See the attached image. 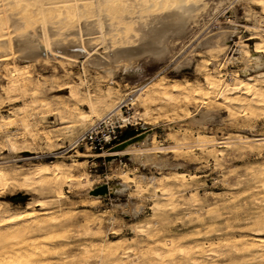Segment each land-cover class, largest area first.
<instances>
[{"label":"rangeland","instance_id":"rangeland-1","mask_svg":"<svg viewBox=\"0 0 264 264\" xmlns=\"http://www.w3.org/2000/svg\"><path fill=\"white\" fill-rule=\"evenodd\" d=\"M13 1L0 0L4 31L10 28L4 19ZM201 1L207 2L206 13L200 12L188 33L175 41L166 60L139 58L128 69H117L113 78L83 58L77 64L50 59L26 65L11 54L5 61L0 69V170L8 177L0 179V209L6 211H0V264H264V66L244 73L242 60L255 46L264 55V9L253 0ZM74 3L45 0L44 7L52 12L57 5L65 9ZM77 4L90 5L94 18L99 16L98 0ZM218 31L221 53L202 45ZM94 42L101 51L107 48L101 35ZM179 63L184 64L177 68ZM208 75L219 81L215 90L207 84ZM250 75L261 83L257 88L263 96L253 99V90H230L238 85L237 77ZM161 76L169 89L190 82L193 95L151 90ZM223 87L228 92L222 99ZM113 107L114 122L124 124V133L144 124L153 129L149 145L155 151L144 150L155 152L150 158L142 157L135 144L133 157L120 154L109 162L95 153L114 145L95 150L79 142ZM199 108L215 117L204 125L184 119ZM9 137L17 139L14 147ZM160 158L171 165L157 166ZM45 163H62L65 169L63 182H53L57 189L51 186L56 192L29 180ZM15 173L20 175L12 178ZM108 181H125L127 187L99 198L88 194ZM133 209L137 213L128 215Z\"/></svg>","mask_w":264,"mask_h":264},{"label":"bare ground","instance_id":"bare-ground-1","mask_svg":"<svg viewBox=\"0 0 264 264\" xmlns=\"http://www.w3.org/2000/svg\"><path fill=\"white\" fill-rule=\"evenodd\" d=\"M64 1H74L75 3L72 5H64L65 9H63L62 6L57 5L53 8L52 12H48L47 8L44 7L45 0H14L13 1L12 9L9 13L6 14V18L4 19V22L6 21L10 27L9 30L4 31V27L0 23V69L3 67L5 61L8 60V58H9V56H11V54L15 55V57L21 61H27L26 65H28V63L33 61V60H40L42 63L47 64V62L50 59H58L59 61L64 62V63L77 64L80 61V59L83 58V62L86 65L93 67L95 69H100L103 72L108 73L110 78H113L117 69L120 68V69L126 70V69L130 68L131 66H134L133 64L139 58H148L149 57L150 59H152V58L155 59L156 62L166 60L168 58V56L174 50L175 41L178 38H180V37H182L188 33V31L192 28V24H193V22H195L196 17L200 15V12L206 13L205 8L207 5V2L201 1V0H98L99 4H100V13H99V16L94 18V16H93L94 13L92 14V9L88 7L90 5H88L87 7H83L82 5L77 4V2L79 0H64ZM253 1L264 9V0H253ZM81 6L83 7L82 9H80ZM32 8H34V10H32ZM97 34H99V35H97ZM100 35L107 42V48L103 51L99 50V48L96 47L97 43L94 42ZM134 36H136V38L138 37L137 40L134 42L130 41L129 38H132ZM220 37H221L220 31L209 34L205 38L202 45L204 46V48H208L209 50L217 49L221 53L225 49H224V46L218 44ZM257 45H259V43ZM255 47L256 48H254V51L252 53H249L244 58H242L243 63H244V68H243L244 73H247V71L250 68L253 69V68H259V67L264 66V55L261 53V50H259L260 46H255ZM261 47L263 48V46H261ZM234 59H236V58H234ZM183 64L184 63H179V64H177L176 67L178 68V67L182 66ZM25 71H23V73H25ZM262 72H263V70H262ZM210 73H212V72H210ZM255 73H252V74H255ZM16 74H17V69H15L12 72L11 76L13 77ZM239 75H241V74H239ZM251 75H250V77L247 76L246 78L240 77V76L237 77V78H239L238 85L235 87L232 85L233 88L230 86V90L231 91H233V90L238 91L241 88H244L246 91L253 90V93L251 91L252 95L253 96L255 95L254 97L252 96L253 99L256 96H258V97L263 96V92L257 88L258 85H260L261 83L257 85L256 82L251 77ZM261 75H263V73L258 74V76H261ZM235 76H236V74H235ZM241 76H244V75H241ZM24 77H26V76H23V78ZM159 79L160 80L155 82V84L151 87L152 88L151 90L155 91L156 93L157 92H159V93L161 92V94L167 93V95H168V93H177V94H184L186 96H190L192 93H194L193 87L191 86V84H189L190 82L185 84V85H182L180 83H175L169 89L166 85L167 79L164 76H161ZM263 79H264V77L261 80L263 81ZM206 80H207V84H208L209 88L210 89L212 88L215 90V88L217 87V84H218V83L216 84V82L218 80L216 79L217 81L215 82L213 80V78L209 75L207 76ZM16 83L19 84L18 82H16ZM24 84H25V82H24ZM39 84H40V82H39ZM21 85H22V83H21ZM39 86H41V85H39ZM218 87H219V85H218ZM194 88H195V86H194ZM205 88H208L207 85ZM223 88H225V90L224 89L220 90V94L222 96V99H223V97L227 98L226 92H228V90L226 89L227 87H223ZM205 90H207V89H205ZM71 93H73V92L71 91ZM199 93H197V94H199ZM202 93H204V90ZM218 93H219V91H218ZM247 93H249V92H247ZM197 96H199V95H197ZM231 97H233V96H231ZM225 100L226 99H224V101ZM238 101H239V99H238ZM238 101H236V102H238ZM258 101H261V100H258ZM227 102L228 101L226 100V103ZM234 102H235V100H234ZM261 103H262V101H261ZM48 105L49 104L47 102L43 104V106H45V107ZM115 109H117V107H113L108 112L112 113ZM214 117H215V114H213L211 111H209L207 109L199 108L195 113L189 114L184 119L191 121V122H194V123H197V124H200V125H204V124L209 123ZM82 118H85V116ZM23 120L25 122L24 118H23ZM124 120H125V118H124ZM25 126H26V124H25ZM28 126H29V124H28ZM152 133H153V129L150 126L144 124L143 126L137 127V128L130 131L129 136H127V138L125 140V141H128V143L122 149L114 150V149L109 148V149L104 150L103 152L95 153V155L108 156L109 162H111L113 159H115L117 157V155H120V154H124V155H128L130 157H133L134 155L130 152V150L132 149L133 145L138 144L141 146V149L143 150L141 152V156L144 158H150L152 156V153H155V152H144V150L152 148L155 151L156 147L149 145V143H150L149 139L152 138V140H153V134ZM7 140L10 141L9 142L10 145L12 147H14L15 140H17V139L13 140V138L9 137V138H6V141ZM81 155L85 156L87 154L84 152H81ZM59 164L56 163L53 165V164H49V163L46 164L45 163L42 167L39 166L40 168L34 170L32 172V175H31V173L28 174V176L31 175V177H29V180L32 178V179L37 181V184H38V182L43 184V185L47 184L48 187L50 186V189L47 188L48 191L49 190H52V191L55 190L53 187H52L53 189L51 188V186H55V185H52L53 182H55L57 184L58 183L57 181H59L60 179L63 182L64 179L62 180V178L65 176V169L62 167L63 166L62 163H59ZM155 164L161 168L167 167V166L169 167V165H171L168 161L163 160L162 158H160ZM71 168L72 167H70L69 169H71ZM11 169L12 168L10 167V169H8V170L11 171ZM69 169H67V170L70 171ZM13 171H14V169H13ZM14 172H18V171H14ZM16 174L20 175L19 173H15V175L14 176L12 175L13 177L12 176L11 177L14 178L16 176ZM68 174H69V172H68ZM25 175H27V174H25ZM68 176H70V174ZM68 176H66V177H68ZM176 176H177V174H176ZM7 177L8 176L5 172V170L4 169L0 170V179H6ZM11 177H9V178H11ZM76 177H77V175H76ZM71 178H72V176H71ZM75 179H78V178H75ZM79 179H81V178H79ZM170 179L171 178H169V180ZM176 180H177V178H176ZM182 180H180V181H182ZM23 181H25V179ZM27 181H28V179L26 180V183H29ZM34 183H35V181H34ZM100 186L103 188L102 192L92 194V192H91L92 190L89 189L88 194L92 197H95V198L103 197V196H106V195L111 194V193H117V192L123 191L124 188L127 187V184L125 181H122V182H110V181H108V182H104ZM56 189H57V187H56ZM55 192H56V190H55ZM59 192H60L59 194H61L62 189H60ZM59 194L57 192L54 194V196L55 195L58 196ZM59 198H60V196H59ZM40 201H42V200H40ZM60 201H58V203ZM51 202H53L52 198H51ZM40 203L42 205L44 204V202L43 203L40 202ZM61 203L63 204V202H61ZM45 204H48V203H46V201H45ZM6 206L8 207V205H6ZM51 206H53V205H51ZM3 208H4V206H3ZM61 209H63V208H61ZM44 210H47V209H44ZM0 211H1V209H0ZM1 212H4V210H2ZM126 212L128 213V215L129 214L135 215L137 213V210H134V209L133 210H127ZM35 213H36V211H35ZM39 214H40V212H39ZM1 215H3V214L1 213L0 216ZM23 215L24 214H22V218H25L24 217L25 215L24 216ZM32 215L34 216L33 213H32ZM38 217H39V215H38ZM4 218H6V217H4ZM11 218H12V216H11ZM12 219H15V218H12ZM24 220H26V219H24ZM18 221H19V219H18ZM15 222L16 221H13V223H15ZM39 223H41V222H39ZM8 224H10V223H8ZM17 224H18V222H17ZM38 226L41 227L40 224ZM166 244H168V243H166ZM101 245H103V244H101ZM111 245H112V243H111ZM245 245H246V243H245ZM243 247H245V246L243 245ZM174 248H171V249H174ZM246 248H247V245H246ZM28 249H30V248H28ZM99 250H101V249L99 248ZM255 253H257V252H255ZM259 253H261V252H259ZM106 254H108V253H106ZM112 254H113V251H112ZM116 254L117 253H115V255ZM121 255H123V254H121ZM258 255H260V254H258ZM30 257H31V255H30ZM259 259H260V257H259ZM119 260H120V258L118 259V261ZM150 262H151V260H150ZM131 263H132V261H131ZM122 264H126V263H122ZM150 264H152V263H150Z\"/></svg>","mask_w":264,"mask_h":264},{"label":"built area","instance_id":"built-area-1","mask_svg":"<svg viewBox=\"0 0 264 264\" xmlns=\"http://www.w3.org/2000/svg\"><path fill=\"white\" fill-rule=\"evenodd\" d=\"M123 126L121 122L116 125L114 114L110 113L92 123L81 135L79 142L86 143L91 149L103 150L120 140Z\"/></svg>","mask_w":264,"mask_h":264},{"label":"water","instance_id":"water-1","mask_svg":"<svg viewBox=\"0 0 264 264\" xmlns=\"http://www.w3.org/2000/svg\"><path fill=\"white\" fill-rule=\"evenodd\" d=\"M131 130L125 131V133L123 132V135L120 137V140L114 144L113 146L114 150H120L123 147H125V145L128 143V141H125V140L127 136H129ZM102 191H103V188L101 186H97L96 188L92 190L93 193H98Z\"/></svg>","mask_w":264,"mask_h":264}]
</instances>
